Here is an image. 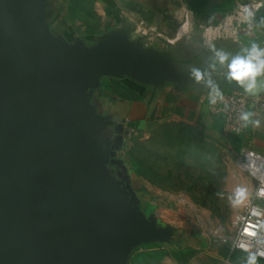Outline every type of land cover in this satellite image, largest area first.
I'll list each match as a JSON object with an SVG mask.
<instances>
[{
    "label": "water",
    "instance_id": "95a60500",
    "mask_svg": "<svg viewBox=\"0 0 264 264\" xmlns=\"http://www.w3.org/2000/svg\"><path fill=\"white\" fill-rule=\"evenodd\" d=\"M47 17L40 0H0V264H128L172 234L139 209L124 128L96 113L94 91L102 78L201 87L214 60L144 48L128 28L67 44Z\"/></svg>",
    "mask_w": 264,
    "mask_h": 264
},
{
    "label": "crops",
    "instance_id": "0c3cea01",
    "mask_svg": "<svg viewBox=\"0 0 264 264\" xmlns=\"http://www.w3.org/2000/svg\"><path fill=\"white\" fill-rule=\"evenodd\" d=\"M241 1L251 0H40L48 13L49 31L67 44L80 39L90 46L109 33L128 28L129 38H141L144 48L178 52L197 62L214 60L209 71L211 81L201 87L179 88L167 83L153 88L128 79L102 78L91 103L97 114L109 121L119 120L124 128L123 141L127 136L144 134L155 124H183L219 137L221 121L211 117L207 109L212 89L257 93L264 98V74L257 77L256 87L250 91L227 75L233 57L247 55L253 45H264V6L252 23L243 27L236 41L220 44L214 50L201 43L202 28L223 21ZM218 52L227 54L228 60L221 63ZM247 114L245 135L234 141L239 142V150L245 147L264 158V112ZM111 132L109 128L107 133ZM211 244L221 250L215 257L216 264L224 256V248ZM153 250H159V246Z\"/></svg>",
    "mask_w": 264,
    "mask_h": 264
},
{
    "label": "rangeland",
    "instance_id": "374dc122",
    "mask_svg": "<svg viewBox=\"0 0 264 264\" xmlns=\"http://www.w3.org/2000/svg\"><path fill=\"white\" fill-rule=\"evenodd\" d=\"M239 148L238 141L183 124H155L144 134L124 138L118 158L126 166L139 209L157 228L172 234L169 242L158 243L159 250L142 249L132 264L215 263L221 250L213 248L209 233L229 235L254 190L250 178L235 166ZM237 188L246 192L238 204ZM177 254L182 255L175 258Z\"/></svg>",
    "mask_w": 264,
    "mask_h": 264
},
{
    "label": "built area",
    "instance_id": "2783aa9c",
    "mask_svg": "<svg viewBox=\"0 0 264 264\" xmlns=\"http://www.w3.org/2000/svg\"><path fill=\"white\" fill-rule=\"evenodd\" d=\"M263 6L264 2L260 0L239 2L235 11L223 21L202 28V45L213 48L222 42L236 41L243 27L252 23ZM187 20L188 16L185 17ZM259 49H264V45ZM207 109L211 117L221 121L219 138L230 141L245 135L246 120L242 118L245 114L264 112V98L240 91L223 93L214 90L208 94ZM235 166L250 178L254 190L236 215L229 235L223 236L217 231L209 233L211 243L224 248V256L216 264H247L251 253L257 254V264H264V255H260L264 253V158L243 147L235 155ZM251 231L256 235H249Z\"/></svg>",
    "mask_w": 264,
    "mask_h": 264
},
{
    "label": "clouds",
    "instance_id": "9594fccd",
    "mask_svg": "<svg viewBox=\"0 0 264 264\" xmlns=\"http://www.w3.org/2000/svg\"><path fill=\"white\" fill-rule=\"evenodd\" d=\"M247 11V9L245 10ZM248 15H251L249 12ZM217 56L221 63L228 60L227 54L223 52H218ZM228 67V79L234 80L246 90H252L256 87V79L258 76L264 74V49H259L257 46L253 45L252 48L247 52V55H237L233 57L227 65ZM194 75L197 79L201 78V73L195 71ZM217 95L219 93L217 92ZM244 120H248V114L242 117ZM245 189L237 188L235 192V203H240L245 198ZM251 236H255L256 232L251 231L249 233ZM264 255V253H260ZM247 264H257V254L251 253L248 255Z\"/></svg>",
    "mask_w": 264,
    "mask_h": 264
},
{
    "label": "trees",
    "instance_id": "16d2710c",
    "mask_svg": "<svg viewBox=\"0 0 264 264\" xmlns=\"http://www.w3.org/2000/svg\"><path fill=\"white\" fill-rule=\"evenodd\" d=\"M230 141H234V140H230ZM157 247H158V245H156V244H146V245L139 246L138 248H136L132 252V254H131L130 258H129L128 264H132L133 261H137L140 258V251L142 249L153 250V249H156ZM177 255H179V256H175V258L181 257L182 254H177Z\"/></svg>",
    "mask_w": 264,
    "mask_h": 264
},
{
    "label": "flooded vegetation",
    "instance_id": "af4514ba",
    "mask_svg": "<svg viewBox=\"0 0 264 264\" xmlns=\"http://www.w3.org/2000/svg\"><path fill=\"white\" fill-rule=\"evenodd\" d=\"M110 137L112 138V136L110 135ZM111 141V140H110ZM117 157H118V155H117Z\"/></svg>",
    "mask_w": 264,
    "mask_h": 264
}]
</instances>
